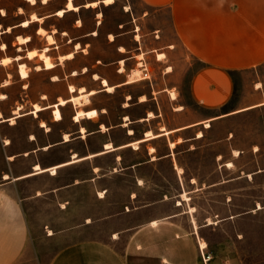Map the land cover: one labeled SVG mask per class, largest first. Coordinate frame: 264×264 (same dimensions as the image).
I'll return each mask as SVG.
<instances>
[{"label": "rangeland", "instance_id": "374dc122", "mask_svg": "<svg viewBox=\"0 0 264 264\" xmlns=\"http://www.w3.org/2000/svg\"><path fill=\"white\" fill-rule=\"evenodd\" d=\"M72 1L78 9L66 11L62 17H58L53 13L56 9L64 7L65 0H49L46 4L37 0L34 5L25 0H0L6 12L5 16L0 17L2 27L17 24L28 17V14L35 12L40 16L50 14L41 25L48 31L56 29L54 44L57 46L50 45L51 49L48 51L56 64L55 68L48 71L35 70V64H41L38 59H19L27 64L29 76L21 79V82L26 84L24 92L19 84L14 87L11 96L16 100V105L22 103L24 98L27 112L31 109L32 102L46 105L57 101L58 96L67 98L76 93L67 90L69 83L76 87L83 85L85 89L99 90L90 96L87 104L74 105L68 102L66 106L59 105L62 113V119L59 121L53 120L51 108L44 109L38 117L27 113L17 123V126H24L26 135L34 131L38 141L47 143L61 140L62 133L67 132L71 139L68 145L82 154L103 139H112L115 143L124 141L125 129L120 126L124 114H127L130 120H135L145 116L146 111L151 110L154 113L155 117L149 121L131 124L130 127L137 135L145 128L159 131L161 126L166 129L177 127L194 118H201L202 121L199 127L187 134L189 137L178 136L183 141L169 149L171 155L164 161L148 164L143 171L134 168L121 171H127V175L102 170L107 173L104 177L107 186L100 190L103 191V197L99 196L100 191L94 189L93 183L90 182L75 187L73 192L65 191L64 200L57 197L43 198L33 206L37 208V212L28 215L31 221L37 224L34 230L37 235H55L46 240H43V237L29 240L26 254L22 255L20 261L24 264H47L60 247L77 241L72 239L112 236L120 225V208L131 210L126 223L132 224L139 221L144 214L142 207L163 198V193L166 196L164 205L158 209L160 214L171 210V204H176L181 198V193H184L187 199L181 201L180 211L190 210L191 206L193 214H199L198 220L203 224L202 232L209 239L204 240L207 246L199 249L202 254L205 253L203 256L206 261H203L201 256L203 264H264V209L248 215L243 213L252 207L253 199L264 202V174L249 181L245 175L238 180H229L236 174H244L254 167H262L261 163L256 162V158L263 152V109L231 113L243 103L241 97L244 85L242 86L241 80L238 81L230 102L218 111H206L191 99L188 83L199 62L178 42L166 8H153L141 0H114L108 5L99 1L95 7L85 6L87 1L92 0ZM18 7L23 9L22 14H17ZM78 20L80 26L76 25ZM38 24L32 23L25 28L16 27L6 35L8 40L15 39L16 34H28L32 38L27 44L21 45L24 50L17 51L14 47L15 55L24 54L25 48H35L39 51L46 45L45 38L35 32ZM62 31H66V34L63 35ZM109 34H113V40L109 39ZM75 42H79L80 47L74 52V57L59 62L58 55L72 51ZM120 46L123 51L119 50ZM157 53H163L164 56L159 59L156 57ZM120 59H124V71L118 73L115 67H119ZM137 62L146 65L148 77L142 78L140 71L141 80L117 85L112 92L101 90L99 79H92V73L95 72L99 77L109 75L110 83L125 81L132 68L140 69ZM17 63L18 61L14 60L12 66L16 76H19ZM83 67H86V70L82 73ZM72 69L78 71L75 76L70 75ZM53 74L59 77L57 81L51 80ZM240 78L247 81L250 75L246 73L244 76L240 75ZM171 93H175V99L170 97ZM42 94L47 98H40ZM141 94L146 97L143 102H139ZM127 95H130V98L127 100L128 106L124 107ZM179 105L182 109H176ZM87 107H95L97 111L105 109L98 117L90 119L86 126L88 133L98 129V122L105 123L109 130L80 138L77 127L83 120L74 122L72 114L76 109ZM217 112L223 113L225 117L214 123L210 122V126L205 127L204 122L209 119L207 117ZM40 120L45 121L48 130L39 128ZM197 131H201L203 136L195 140L192 137ZM172 137L169 135L156 139L158 145L153 155L161 157L166 153L165 142ZM256 145L260 148L254 156L251 147ZM59 147L51 149L52 157L48 155V160L55 158L53 154L57 153ZM232 149H238L239 156H233ZM136 155L130 157L129 161H139L144 157L142 146ZM225 161H233V165L227 167ZM85 162L68 165L63 170H72V175L85 177L88 175V165ZM108 162L109 160H106V163ZM125 163L126 160H123L122 165ZM178 166L182 168L181 171H178ZM116 170L120 172L119 166ZM59 173L64 174L57 170V174ZM137 175H143L141 183L140 180L135 181ZM222 179L223 182L216 185ZM184 190L188 194L183 192ZM132 194L133 197H129ZM134 207L138 209L135 210ZM237 212L240 215L236 217L237 220L227 218L229 214ZM208 218L215 223L207 224ZM87 221L92 222L85 225Z\"/></svg>", "mask_w": 264, "mask_h": 264}, {"label": "crops", "instance_id": "0c3cea01", "mask_svg": "<svg viewBox=\"0 0 264 264\" xmlns=\"http://www.w3.org/2000/svg\"><path fill=\"white\" fill-rule=\"evenodd\" d=\"M141 1L153 8H166L171 28L178 42L198 60L199 66L192 73L188 87L191 99L199 107L206 111L220 110L230 102L235 94L238 81L241 80L242 86L244 85V89H242L243 96L241 97L243 103L233 109L231 113L249 111L255 108H262L264 111V0ZM1 9L0 4V17H3L6 12L2 14ZM12 25L16 24H7L5 27ZM5 27H2L0 33V264H24L20 261V258L26 254V246L29 240H36V237H43V240H46L55 235L52 233L43 236L41 233L37 235L34 232L37 224H34L28 215L31 212H37V208L33 206L43 198L57 197L64 200L63 194L65 191L73 192L75 187L83 183L92 182L94 189L97 191L103 190L107 186L106 178H104L107 174L105 172H118L127 175V171H121L132 168L143 171L148 164L164 161L171 155L169 149L183 141L178 136L189 137L187 134L199 127L202 119L194 118L188 123L168 129L161 126L159 131L145 128L137 135L136 131L130 127L131 124L145 120L149 121L155 117L154 113L151 110L146 111L145 116L138 117L135 120H130L128 115L124 114L122 117L123 122L120 124L125 129L124 141L115 143L112 139H103L100 143H94L92 145L94 147H90L87 152L82 154L77 153L73 146L68 145L71 139L70 134L67 132L62 133V135L68 134L67 140L64 139L63 135L61 140L47 143L38 141L34 131H30L29 135H26L24 126H17V123L27 113L32 114L33 117H38L44 109L51 108L52 110V107L40 109L35 115L31 110L33 104L37 102H32L29 113V111L26 112V100L23 98V102L18 103L22 105L19 110L20 114L18 115L15 112L18 104L16 105V100L12 98L11 94L14 92L16 84H19L24 92L26 84L21 82V79L23 80L26 77L22 78L20 76L18 68L17 73L19 76L15 74L12 63L17 54L15 55L13 49L16 47L17 51L22 50L21 45L27 43L16 42V35L21 34H16L15 39L8 40L6 35L10 32L4 31ZM3 43L6 45L5 48H2ZM19 55L21 56L20 59L26 57V48L25 53ZM6 56L11 57V60L3 63L2 59ZM119 64V67L117 65L115 69L118 73H121L124 71V59H120ZM246 73L250 75V79L243 81L240 75L244 76ZM100 78H105L114 88L120 84H129L142 79L139 78L132 82H126L125 80L110 83L109 75L107 77L100 76ZM69 84H67V87ZM90 89L95 90L93 94L99 91L95 88ZM90 89H85V91ZM101 90H104L103 86ZM93 94L89 95V101L90 96ZM142 95L144 99L140 98ZM127 96L126 101L123 103L124 107L128 106L127 100L130 95ZM69 97L62 98L68 99ZM140 97L139 102L146 100L144 94H141ZM55 102L41 105V107ZM67 103L60 106H66ZM92 109L96 110L95 116H82L77 121L74 120L73 116L78 109L72 114L74 122L79 123L83 120V123H80L77 127L80 138L91 137L98 132L105 133L109 130L105 123L98 122V129L88 133L86 126L89 124L90 119L96 118L99 113L105 112L104 108L97 111L95 107H87L83 110ZM176 109H182V106ZM149 112L152 113V116L148 115ZM223 115V113L218 112L211 113L207 117L209 119L205 120L208 125L205 126L206 123L204 122V126L209 127L210 122L214 123L220 120L225 117ZM11 118H14V122H11ZM53 120L59 121L60 119L55 120L53 118ZM41 121L45 123L44 120H40L39 128L44 127L48 130V125L45 123L42 126ZM101 125L106 128L103 129ZM81 127L84 128V131H81ZM147 130L151 131L152 134L147 135ZM197 133L198 131L192 137L195 140L203 136L202 132L200 136ZM169 135L173 137L165 142L166 153H163L161 157L154 156L155 147L158 145L156 139ZM171 142L174 144L171 145ZM107 143H110V147H105ZM190 144L192 145V143ZM57 146L60 147L57 153L53 154L55 158L48 160V157H50L48 155L52 157L51 149ZM141 146L144 149V157L139 161H129V158L134 157ZM150 146L153 148L152 151H149ZM259 148L257 145L251 147L254 156ZM234 150H237L238 154H234ZM262 150L261 156L256 158V162L261 163L262 167H254L249 169L247 173L236 174L229 180H238L245 175L249 181L253 180L255 176L264 174V140ZM232 153L233 156H239L240 154L238 149H232ZM106 160H109V162L106 163ZM123 160H126L124 166L122 165ZM84 161L88 165V175L85 177H76L71 174L73 173L72 170H63L68 165H75ZM227 162L225 161L224 164L226 165ZM230 162L233 165V161ZM37 164L39 165L38 169L35 168ZM117 166H119L120 172L116 170ZM52 168H55V172H52ZM57 170L64 172V174H57ZM141 176L137 175L135 181L141 180V178L144 179L143 175ZM222 182L223 179L217 182L216 185ZM102 192H98L100 197L104 196ZM183 192L188 194L185 190ZM163 194L161 195L163 198L151 201L144 205V208L142 207L145 212L139 221L132 224L126 223V218L131 210L120 208L118 210L120 225L112 236L72 239L77 241L66 243L60 247L51 256L47 264H203L198 242L199 240L209 239L202 232L203 224L198 220L199 214H195V212L193 214L194 210L188 209L180 211L181 201L186 200L183 198H180V205L177 203L171 204V210L162 214L158 213V209H161L160 206L165 203L166 195ZM136 196L137 191H135ZM129 197H133V194ZM257 204H260V208L257 207ZM133 209L137 210L138 208L134 207ZM262 209H264V202L253 199L252 207L243 213L248 215ZM239 216L237 212L229 214L227 218L232 217L235 221L237 220L236 217ZM91 222L87 221L85 225H89ZM118 241L119 245H117ZM203 254L205 255V253Z\"/></svg>", "mask_w": 264, "mask_h": 264}, {"label": "bare ground", "instance_id": "6f19581e", "mask_svg": "<svg viewBox=\"0 0 264 264\" xmlns=\"http://www.w3.org/2000/svg\"><path fill=\"white\" fill-rule=\"evenodd\" d=\"M25 1L30 2L31 4L34 5V4H36V1L37 0H25ZM48 1L49 0H41V3L46 4ZM99 1L103 2L106 5L111 4V3L114 2V0H92V1H87L86 4H85V6L95 7V6L98 5V2ZM77 9H78V6L75 5L72 0H65L64 7H61V8L56 9V11L53 14L56 15V16H58V17H62L65 14L66 11H69V10H77ZM1 12H2V14H5V10H3V8L1 9ZM22 13H23V9L21 7H18L17 14H22ZM28 15H29L28 17H26V18L22 19L21 21H19L16 25L6 26L4 28V31L11 33L12 29L14 27H16V26H19V27H29L32 23H37L38 22L39 24L37 25V27H35L36 28V31L35 32L37 33V35H40V36H42V37L45 38L46 45L43 46V48H41L39 51L37 49H35V48L27 49L26 50V58L29 59V60H32V59L36 58V59H38V61L41 62V64L38 63V62L35 64V68H34L35 70H47V71L48 70H51V69H53L55 67L56 64L53 62V60H52L53 58H51V56L48 54V51L51 49L50 48V45L57 46L56 44H54L55 43V36L54 35H55V32H56V29L53 28L52 30L48 31L46 28H44L41 25V23L45 20V18L47 16H49L50 14L49 15L40 16V15H37L35 12H31ZM76 25L77 26H80L81 25L80 20L77 21V24ZM1 32H2V26L0 24V33ZM92 33L95 34V31H93ZM62 34L63 35L66 34V31H62ZM137 37H138V34L135 35V38H137ZM15 38H16V42H19L21 44L22 43H28L32 39L31 36L28 35V34L25 35V36L16 35ZM109 39L110 40L113 39V34H109ZM68 41H70V39ZM73 46H74V49L72 51H69L67 53L59 54L58 55L59 62H63V60L71 59V58L74 57V52L80 47V44H79V42H75ZM5 47H6V45L3 43L2 44V48H5ZM119 50H123L122 46H120V49ZM163 56H164L163 53H157L156 54V57L159 58V59L161 57H163ZM20 58H21V56L19 54H17L13 58V60L18 61L17 68H18V72H19L20 76L22 78H24V77L27 78L29 76L28 66H27V64L25 62L19 61ZM10 60H11V57L6 56V57H4L2 59V62L3 63H7ZM139 64L140 63H138L137 65H139ZM85 70H86V67H83L82 68V72H84ZM76 74H77V71L76 70H72L71 75L73 76V75H76ZM139 75H140V69H138V67L137 68H134L129 73V76L126 79V82H132V81H135L136 79L141 78V77H139ZM92 78L93 79H100V83L102 84L104 90H106L107 92H112L113 91L114 86L110 85L105 78H100L97 73H95V72L92 73ZM58 79H59V77L56 74H53L51 76V80L52 81H57ZM67 89L71 93H74V92H76V93L75 94H72L68 99H64L62 97H58V99H57V101L55 103L48 104L45 107H41L40 104L34 103L33 104V109L31 110V112H33V114L36 115L37 112L40 109H44V108H47V107H50L51 106L52 107V110L51 111H52L53 118L55 120H59V119L61 120L62 114H61V111L59 109V105H65L68 101H72L75 105L76 104L86 103V102L89 101V95L90 94H93L95 92L94 89H90V90L85 91V87L83 85H81L79 87H76L73 84H69L68 87H67ZM45 97H46L45 94H42L41 95V98H45ZM127 97H129V96H127ZM171 97L172 98H175V93H171ZM140 98L141 99H144V96L142 95ZM21 108H22V105L21 104H18L17 107H16V110H15V112L18 115L20 114V111L19 110ZM176 108H181V106L179 105ZM29 113H30V111H29ZM95 115H96V110L95 109L84 111L83 109L80 108V109L77 110V112L75 113V115L73 116V118H74V120L77 121L82 116L92 117V116H95ZM148 115L149 116H152V113L149 112ZM11 122H14V118H11ZM205 123H206L205 126H207L208 123L207 122H205ZM40 124H42V126L45 125V123L43 121H41ZM101 127L103 129L106 128L103 125H101ZM80 129H81V131H84V128L83 127H81ZM149 134H152V133H151V131H148L147 130V135H149ZM63 135H64V139L67 140L68 139V134H63ZM197 135L198 136L202 135L201 131H198ZM173 144L174 143L171 142V145H173ZM105 145H106L105 147H108V146L110 147V143H107ZM134 146H136V145L134 144ZM152 150H153V148L150 146V150L149 151H152ZM234 154H238V151L237 150H234ZM74 158H76V157H74ZM71 161H73V160H71ZM226 165L230 167L232 165V163L230 161H228L226 163ZM35 168L38 169L39 168V165L37 164L35 166ZM51 170H52V172H55V168H52ZM178 171H181V168L178 167ZM140 182H141V180L139 181V183ZM181 198L187 199V196L184 193H181ZM177 204L178 205L181 204L180 200H177ZM257 207L260 208V204H257ZM190 210L192 211L193 208L191 207ZM207 223H214V221L211 220L210 218H208ZM114 237H115V235H114ZM198 244H199L201 250L207 246V243L204 240H199V243Z\"/></svg>", "mask_w": 264, "mask_h": 264}, {"label": "built area", "instance_id": "2783aa9c", "mask_svg": "<svg viewBox=\"0 0 264 264\" xmlns=\"http://www.w3.org/2000/svg\"><path fill=\"white\" fill-rule=\"evenodd\" d=\"M140 71L142 73L141 77H148V71H147V67L145 64H142V63L140 64ZM199 249H201L200 246H199ZM200 252H201L202 260L206 261V258L203 256L201 250H200Z\"/></svg>", "mask_w": 264, "mask_h": 264}]
</instances>
